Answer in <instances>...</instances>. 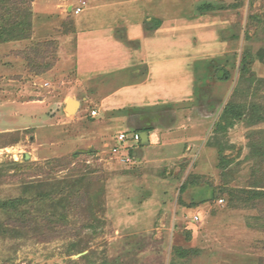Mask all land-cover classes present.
Returning <instances> with one entry per match:
<instances>
[{"label": "rangeland", "instance_id": "rangeland-1", "mask_svg": "<svg viewBox=\"0 0 264 264\" xmlns=\"http://www.w3.org/2000/svg\"><path fill=\"white\" fill-rule=\"evenodd\" d=\"M21 11L31 29L0 42V203L55 193L82 171L97 221L82 205L58 236L19 239L1 232L13 227L0 209V264H264V0H29ZM116 14L118 24L139 21L150 32L166 21V57L177 59L164 64L176 67L162 71L163 91L152 78L133 99L141 79L126 71L101 91L113 94L106 103L77 95L80 111L61 115L48 99L31 108L34 118L16 117L18 79L38 75L33 65L56 68L75 21L106 26ZM187 88L195 96L180 103ZM228 105L241 119L221 121ZM24 122L38 136L7 128ZM144 128L160 139L137 145L130 160L113 152L120 134ZM234 192L245 200L238 208ZM39 205L25 208L50 211Z\"/></svg>", "mask_w": 264, "mask_h": 264}, {"label": "crops", "instance_id": "crops-1", "mask_svg": "<svg viewBox=\"0 0 264 264\" xmlns=\"http://www.w3.org/2000/svg\"><path fill=\"white\" fill-rule=\"evenodd\" d=\"M71 9L69 7V10ZM78 15H81V12ZM115 16L110 17L106 26L88 27L84 26V22L81 23V21L77 26L75 21L74 32L70 36H66L62 43L66 50H63L65 52L60 56L56 68L53 67L49 71L34 77L29 76L30 79H27L26 75H23L21 80L18 79L19 82L23 81L19 86L15 85L18 87L17 96L21 99H18L17 103H21L22 107L21 111L17 113L18 115H15L16 117L24 120L25 118L26 120L31 117L34 118L40 113L32 110V107L46 105L50 102L48 99H55L53 100V108L48 110H55L56 113L59 112L58 114L61 115H69L67 113L68 100L80 99L77 95H81V99L87 101L88 99H102L101 102L106 103V100L111 99L113 94H107L106 91L101 93V91L111 84L110 80L118 78L126 71L130 72L127 74V79L132 82L138 83V80L141 79L137 86L133 84V90L135 89L137 93L133 99L144 98L145 95L141 92L148 87L152 78L156 82L155 85H158L157 90L162 89L161 91H163V83L168 74H162V71L167 67V71L171 72L176 67L175 65L165 66L164 64L177 59L176 57H166L169 54L165 53V45L169 42L161 37V32L166 28V21L162 22L159 28L150 32L139 21H127L124 24H118V15ZM67 45H73V47L71 46L69 49ZM177 68L179 67L177 66ZM159 83H161L160 86ZM46 84L50 89H45ZM189 87L192 88L191 82ZM117 89L119 93L122 91L120 90L121 87ZM184 89L178 91L176 95ZM184 92L186 98H181L180 103L190 101L195 96L189 95V93L192 94L189 88ZM49 94L52 95L49 96ZM76 101L80 104L76 110V113H78L82 102L80 100ZM17 103L16 101L6 100V105L10 107L12 104L16 105ZM115 107L114 110L119 108L118 105ZM7 128L29 131L30 134L37 136L39 133L38 129L36 130V128L31 127L30 123L26 122L20 126ZM154 132L155 130L148 132L149 145H151V140L160 139L159 135H152ZM136 151H134V156L138 154Z\"/></svg>", "mask_w": 264, "mask_h": 264}, {"label": "trees", "instance_id": "trees-1", "mask_svg": "<svg viewBox=\"0 0 264 264\" xmlns=\"http://www.w3.org/2000/svg\"><path fill=\"white\" fill-rule=\"evenodd\" d=\"M29 0H0V42H12L22 40L24 37L19 35L18 31H20L26 24L30 26L31 24L28 21L27 17L21 16V8L24 6L25 2ZM21 11V12H20ZM32 15V14H31ZM25 21H21V19ZM27 19V20H26ZM7 36H4V35ZM26 39V38H25ZM38 64V63H37ZM248 61L247 55L242 61L241 72L246 73L248 71ZM38 68V73H43L47 71L49 68H40L36 65H33ZM32 70H36L35 68ZM222 77L219 76L221 81L227 80L229 78V73L224 72ZM238 112V108L234 105H228L222 114L221 121H227L229 118H233L234 120L241 119V115ZM222 128V123L219 122L217 124V129ZM142 131L152 132L153 128H144L139 129L135 133H140ZM141 144V143H140ZM75 158L80 157L78 154L74 156ZM60 160L48 162L47 166L50 167V171H54L57 167V163H60ZM88 177L84 172L76 173L74 177H72L69 181L66 182L64 186L61 187V190L52 193H44V195H38L36 198L32 200H14L6 203H0V209L9 211L7 215L8 219L5 222L8 225H11L12 230L4 229L1 232L3 233H11L12 237L15 238H32L37 240H48V237H53V235H59L64 230L68 229L69 216L70 212L73 209H80L82 205H84L86 210L88 211V215H90L91 220L96 219V194L90 192L89 189L86 188L84 192H81L79 186L83 183V180ZM232 197L234 198V203L236 204V208H238L239 204L244 203L245 200L242 197V194L233 193ZM217 195L215 192L212 195V199H216ZM35 203L43 204L50 208V211L46 212H34L31 209H26L25 207L32 208L35 206ZM40 207H38V211H40ZM89 219V220H90ZM4 222V223H5ZM47 235V236H46Z\"/></svg>", "mask_w": 264, "mask_h": 264}, {"label": "built area", "instance_id": "built-area-1", "mask_svg": "<svg viewBox=\"0 0 264 264\" xmlns=\"http://www.w3.org/2000/svg\"><path fill=\"white\" fill-rule=\"evenodd\" d=\"M76 13L79 14V10ZM93 115H97V112L94 111ZM117 141L119 145L113 149V152L121 154V159L124 161L126 160L125 157L130 160V156L134 153L136 146L141 143V135L140 133H134L130 136L127 133H122L117 137Z\"/></svg>", "mask_w": 264, "mask_h": 264}, {"label": "water", "instance_id": "water-1", "mask_svg": "<svg viewBox=\"0 0 264 264\" xmlns=\"http://www.w3.org/2000/svg\"><path fill=\"white\" fill-rule=\"evenodd\" d=\"M79 102L74 100V99H69L68 100V105H67V113L68 114H74L76 113V110L79 107ZM141 135V144L142 146H147L150 144V137L149 133L147 131H142L140 132Z\"/></svg>", "mask_w": 264, "mask_h": 264}]
</instances>
